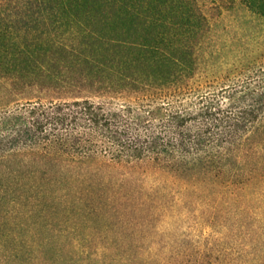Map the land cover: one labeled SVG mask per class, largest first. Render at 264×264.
I'll use <instances>...</instances> for the list:
<instances>
[{
  "label": "trees",
  "instance_id": "obj_1",
  "mask_svg": "<svg viewBox=\"0 0 264 264\" xmlns=\"http://www.w3.org/2000/svg\"><path fill=\"white\" fill-rule=\"evenodd\" d=\"M211 2L0 0V264H264V37L214 26L264 0Z\"/></svg>",
  "mask_w": 264,
  "mask_h": 264
},
{
  "label": "rangeland",
  "instance_id": "obj_2",
  "mask_svg": "<svg viewBox=\"0 0 264 264\" xmlns=\"http://www.w3.org/2000/svg\"><path fill=\"white\" fill-rule=\"evenodd\" d=\"M203 1L205 2L206 7H211L212 0ZM210 11L212 10L210 9ZM238 25H240L245 31L252 30L257 32V34H259L261 38L264 37V20H251L250 17L246 15V12L241 9L223 10L221 18L215 21L214 26L216 28V31L222 32L230 27H238Z\"/></svg>",
  "mask_w": 264,
  "mask_h": 264
}]
</instances>
